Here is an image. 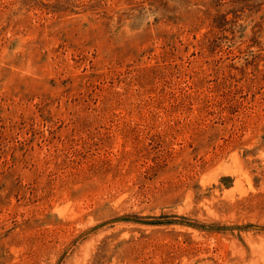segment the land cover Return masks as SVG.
Returning <instances> with one entry per match:
<instances>
[{"label":"rangeland","instance_id":"374dc122","mask_svg":"<svg viewBox=\"0 0 264 264\" xmlns=\"http://www.w3.org/2000/svg\"><path fill=\"white\" fill-rule=\"evenodd\" d=\"M0 264H264V0H0Z\"/></svg>","mask_w":264,"mask_h":264}]
</instances>
